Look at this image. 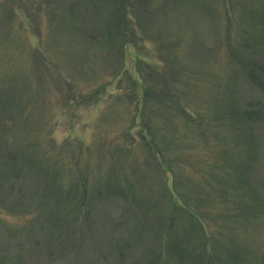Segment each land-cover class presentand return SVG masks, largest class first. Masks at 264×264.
I'll list each match as a JSON object with an SVG mask.
<instances>
[{
  "label": "rangeland",
  "instance_id": "obj_1",
  "mask_svg": "<svg viewBox=\"0 0 264 264\" xmlns=\"http://www.w3.org/2000/svg\"><path fill=\"white\" fill-rule=\"evenodd\" d=\"M164 80L204 130L145 107V86ZM236 102L243 118L231 119ZM143 120L168 133L171 169L144 148ZM84 189L102 197L86 221L74 217ZM195 213L204 247L190 241ZM159 254L155 264H264V0H0V259Z\"/></svg>",
  "mask_w": 264,
  "mask_h": 264
},
{
  "label": "trees",
  "instance_id": "obj_2",
  "mask_svg": "<svg viewBox=\"0 0 264 264\" xmlns=\"http://www.w3.org/2000/svg\"><path fill=\"white\" fill-rule=\"evenodd\" d=\"M245 70V67L243 66L242 70L239 72V73H242V71ZM154 74H155V77L157 75L156 72H154L153 70H151ZM148 75L151 77L152 74L150 72H147ZM165 80L162 82V87H157V86H154V87H146L144 88V92H145V101H144V105L145 107H147V109H151L153 112L157 113V114H165L167 113L168 111L170 112H174L175 114L179 115L180 117H183L185 119H188L187 122L188 123H191L193 122L194 120L196 121V125L199 126L201 129H205V126L208 125L203 119L201 116H198L196 113H192L190 112V110L187 108V105L181 100V96L178 95L175 91L172 90V88L168 85L165 84ZM156 88L160 89L163 94H165L167 97H163V95L161 97H157V96H154V93L156 92ZM166 90H169L170 92L168 91H165ZM216 114H217V119H218V115L220 114L219 110L217 109L216 107ZM238 106H237V102L235 104H233L230 109H229V115L231 117V119H235V117H240V118H243L242 116L238 115ZM245 118V117H244ZM245 120V119H244ZM219 121H215L212 119V124L213 123H216L214 126L218 128V123ZM142 126H143V129H145L147 131V134L144 136V148L146 149H149V151H152L153 153L156 154V157H157V160L158 161H162L164 163V165L162 167H165V168H168V169H171L172 168V164L176 161V157H172L170 155H168V151H170L171 149H173L171 147V144H170V141L167 137L168 133L165 132V133H162L160 135H157V129H156V124L150 120V121H146V120H143L142 121ZM185 127H188L185 125ZM159 132V131H158ZM208 133V132H207ZM167 134V135H165ZM211 136H217V135H214V134H210ZM215 140V139H214ZM213 148L212 145L208 146V149L210 150V148ZM16 156L14 155H6L3 162H5L4 164H10V163H14L16 161L15 159ZM25 163L28 165V162L27 160L25 161ZM160 164V163H159ZM13 165V164H12ZM85 179L86 178H83L84 180V184H83V187L85 186ZM83 181H81L80 183H82ZM174 190H175V187H168V191L171 193V195L174 194ZM83 194V195H82ZM102 199L101 195L99 194H95V195H90L89 194V190L87 189H84L83 192H81V197L80 199L78 200V205H79V211L75 214V218H84L85 217V221H86V216L84 215V205H88L90 206L92 201L94 199ZM91 202V203H90ZM203 203V201H202ZM182 204V205H181ZM179 203V202H176L175 201V206H174V210L173 211H176V209H181L182 211H186V207L187 205H183V203ZM81 208V210H80ZM91 214V212H90ZM73 216V214H69V217L71 218ZM94 216H96V214L94 213ZM90 217V216H89ZM89 219V218H88ZM55 220V219H54ZM81 220V219H80ZM202 217L200 214H191V218H190V221H191V233H190V241L192 243H196V244H199L201 247H204L206 245H209L210 241H211V238L208 234V230L207 228L205 227L204 223L202 222ZM52 219L51 217H47L45 220H44V223L47 225V227H50L52 226ZM84 221V222H85ZM89 224V221L87 222ZM41 222L39 223V226H40ZM42 228V227H41ZM199 231V232H198ZM197 232L198 235H199V241L198 242H195L193 241V235L194 233ZM163 236V241L166 242V239H167V232H164V234L162 235ZM125 244H128V241H126ZM158 254V253H157ZM13 259L15 260H20V256L19 255H16V256H11ZM9 259L8 258H1L0 259V264H5L7 263V260ZM159 260L158 261H154L153 264H155L156 262H159L161 260V254H159ZM13 264H20V262L18 261H15Z\"/></svg>",
  "mask_w": 264,
  "mask_h": 264
}]
</instances>
